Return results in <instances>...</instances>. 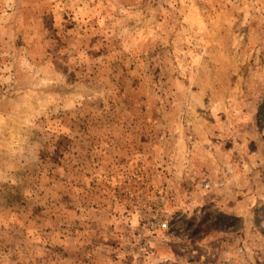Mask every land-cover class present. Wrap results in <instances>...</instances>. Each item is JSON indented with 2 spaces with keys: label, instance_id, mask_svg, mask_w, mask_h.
<instances>
[{
  "label": "rangeland",
  "instance_id": "rangeland-1",
  "mask_svg": "<svg viewBox=\"0 0 264 264\" xmlns=\"http://www.w3.org/2000/svg\"><path fill=\"white\" fill-rule=\"evenodd\" d=\"M165 262L264 264V0H0V264Z\"/></svg>",
  "mask_w": 264,
  "mask_h": 264
},
{
  "label": "built area",
  "instance_id": "built-area-1",
  "mask_svg": "<svg viewBox=\"0 0 264 264\" xmlns=\"http://www.w3.org/2000/svg\"><path fill=\"white\" fill-rule=\"evenodd\" d=\"M162 228H167V223H162L161 225H160Z\"/></svg>",
  "mask_w": 264,
  "mask_h": 264
},
{
  "label": "trees",
  "instance_id": "trees-1",
  "mask_svg": "<svg viewBox=\"0 0 264 264\" xmlns=\"http://www.w3.org/2000/svg\"><path fill=\"white\" fill-rule=\"evenodd\" d=\"M161 264H173V263H168V262H165V263H161Z\"/></svg>",
  "mask_w": 264,
  "mask_h": 264
}]
</instances>
